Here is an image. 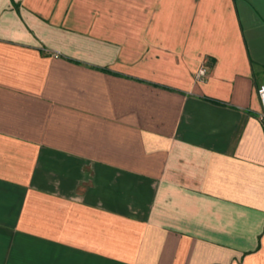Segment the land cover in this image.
<instances>
[{"label": "crops", "instance_id": "0c3cea01", "mask_svg": "<svg viewBox=\"0 0 264 264\" xmlns=\"http://www.w3.org/2000/svg\"><path fill=\"white\" fill-rule=\"evenodd\" d=\"M260 86L264 0H0V264H264Z\"/></svg>", "mask_w": 264, "mask_h": 264}, {"label": "built area", "instance_id": "2783aa9c", "mask_svg": "<svg viewBox=\"0 0 264 264\" xmlns=\"http://www.w3.org/2000/svg\"><path fill=\"white\" fill-rule=\"evenodd\" d=\"M205 77V68L201 65L195 75H194V80L196 82H201ZM256 94L258 96L259 99V103H260V110L257 114V121L264 127V87L260 86L257 90H256Z\"/></svg>", "mask_w": 264, "mask_h": 264}]
</instances>
